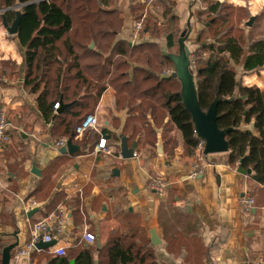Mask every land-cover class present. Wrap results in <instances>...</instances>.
Instances as JSON below:
<instances>
[{"label": "crops", "instance_id": "obj_1", "mask_svg": "<svg viewBox=\"0 0 264 264\" xmlns=\"http://www.w3.org/2000/svg\"><path fill=\"white\" fill-rule=\"evenodd\" d=\"M138 1L132 5L140 7ZM190 1L176 0L175 9L182 13L180 21L185 25L188 21L193 30L191 10H185V2ZM252 2L240 1L248 3L250 14L256 17L264 0L254 11ZM131 10H125V24L118 35L130 43L136 21ZM156 40L143 38L144 42ZM248 56L236 67L238 76L244 85L264 92V66L246 70ZM24 73L25 48L16 36L13 42L0 40V110L5 111L11 132V141L0 152V234L8 244L18 240V249L31 241L33 226L48 216L62 218L63 225L50 233L56 241L53 247L38 249L20 264H48L58 247H66L73 259L89 249L96 262L109 235L127 232L129 223L144 229L151 241L150 231L156 230L161 244L153 246L165 264H257L258 258L264 257V184L253 172L244 174L239 163L229 165L226 157L210 156L203 175L189 179L196 151L186 147L177 130L172 131L173 139L167 137L171 142L165 139V143L163 127L156 128L151 118L154 143L146 142L140 133L134 139L136 157L122 158L129 109L118 107L112 87L95 106L99 132L81 138L74 135L77 150L62 155L56 142L70 137L54 131V120L44 119L35 97L24 86ZM242 128L252 130L253 124ZM103 138L110 154L96 152ZM128 145L131 148L133 144ZM34 167L40 175L32 173ZM157 177L170 182L164 198L152 188L151 180ZM244 196L256 201L250 213L240 208L239 200ZM86 233L95 236L92 243L85 240Z\"/></svg>", "mask_w": 264, "mask_h": 264}, {"label": "trees", "instance_id": "obj_2", "mask_svg": "<svg viewBox=\"0 0 264 264\" xmlns=\"http://www.w3.org/2000/svg\"><path fill=\"white\" fill-rule=\"evenodd\" d=\"M168 1L156 0L153 6L164 23L169 20V27L176 16L173 14L175 5H169ZM204 1L209 2L208 11L216 15L213 20L205 21L197 33L196 44L200 47L195 55L200 58L199 65L195 63L192 70L197 79L199 104L207 112L216 100L220 101L218 126L222 130L233 129L227 136L228 164L239 163L242 169L253 172L257 181L264 184V92L257 86L244 85L236 68L246 57V48L234 35L244 33L237 28L239 24L234 11L239 9L248 14V10L226 2ZM252 1L254 11L261 0ZM100 2L101 5L98 0H0V10L19 4L23 6L16 38L25 48L24 86L35 97L38 110L47 122L55 121L54 131L73 138L76 127L94 113L103 93L112 87L118 107L123 105L129 109L123 131L128 143L132 145L140 133L145 135L146 142L154 143L152 138L156 131L149 121L151 118L156 128L163 127L164 141L171 142L167 135L177 130L186 147L195 149L201 139L196 136L191 114L184 106L181 82L173 76L175 64L164 53V49L168 54H175V48L179 51L175 33H160L161 25L156 21L153 23L147 16L141 39L149 37L159 42L141 40L135 45L118 39L123 20L116 8V0ZM139 6L143 5L139 2ZM12 10L4 13L8 24L17 18L16 11ZM250 17L248 15L246 20ZM0 21L3 22V16ZM223 24L226 29L220 30ZM210 33L213 42L201 43L202 37ZM92 43L94 49H91ZM199 51L207 53L208 57L201 56ZM263 66L264 49L249 53L244 66L246 70ZM167 70L174 73L165 75ZM56 103L61 106L58 110L54 109ZM166 118L168 122H165ZM252 124V130L242 128ZM128 225L127 232L118 234L115 231L109 235L107 245L98 250L96 262L165 264L157 257L146 231L137 224ZM4 239L0 234V264L4 248L10 245ZM169 242L171 240L166 241L168 245ZM96 262L92 251L87 249L74 259L66 254L51 258L48 264Z\"/></svg>", "mask_w": 264, "mask_h": 264}, {"label": "water", "instance_id": "obj_3", "mask_svg": "<svg viewBox=\"0 0 264 264\" xmlns=\"http://www.w3.org/2000/svg\"><path fill=\"white\" fill-rule=\"evenodd\" d=\"M100 5L101 2L98 0ZM13 8H8L9 11ZM17 18L12 25L8 24L5 15H3V25L12 36H17L19 31V25L21 20V11L16 12ZM256 17H251L247 23L248 27H252ZM191 29L189 31H183L181 37L178 41L179 44V54H168L167 49H164V53L169 56L175 64L174 78H177L181 82V96L183 99L184 106L187 111L191 114L195 133L197 137L205 142L204 153L207 155H219L227 154L229 152V142L227 136L232 132V128L222 130L218 126V104L219 100H216L208 109L204 112L199 104L197 88H196V75L192 70L191 66V50L186 44L188 38L190 37ZM91 49H94V43L91 45ZM136 149V143H133L130 148L127 139L122 138L121 144V156L124 159H131L135 157L134 151ZM77 150L76 145L73 144V139L70 138L67 145L59 149V153L65 155L67 153L73 154ZM159 151L162 152V146L159 144ZM32 173L40 175L38 169L35 167L32 169ZM245 174L251 173V171H244ZM152 244L157 246L161 244V240L158 238L156 230L150 231ZM56 241H51L49 243H44L40 241L36 247L38 249H48L53 247ZM19 246V241L12 243L4 248L2 252V264H10L12 252Z\"/></svg>", "mask_w": 264, "mask_h": 264}, {"label": "built area", "instance_id": "obj_4", "mask_svg": "<svg viewBox=\"0 0 264 264\" xmlns=\"http://www.w3.org/2000/svg\"><path fill=\"white\" fill-rule=\"evenodd\" d=\"M156 0H144L142 4L146 7L147 11L142 15V17L134 22L133 25V33L131 36L132 44H137L141 40V31L143 30V22L146 20L148 16V12L151 10L152 5ZM153 9L154 6H153ZM157 14L156 10L154 11ZM174 71H168L166 75L173 74ZM60 107V104L56 103L54 105V109L57 110ZM100 130V122L95 114L88 115L75 129V135L77 138L84 137L87 134L94 135ZM10 124L8 122L6 113L4 110H0V152L3 151L4 145L8 144L11 141L10 134ZM197 136V135H196ZM68 139H60L56 142L57 149H60L67 145ZM205 150V142L203 140L200 141L198 146L196 147V153L199 152V160L195 161L191 166V170L188 174V178L191 180H196L198 177L202 176L204 173V165L209 162L210 155L204 153ZM96 152H104L105 154H110L111 149L109 148V144L107 139L103 138L100 140ZM136 157V154L134 152ZM202 163H204L202 165ZM152 188L155 193L160 197L164 198L167 194V191L170 187V182L162 177H157L151 180ZM256 201L253 197L244 196L240 198L239 205L241 210L244 213H250L255 207ZM32 205H35L33 202ZM56 223H59V227H56ZM63 225V219L58 218L57 216L51 215L48 216L43 221L38 222L33 226L32 230V239L31 241L24 245L21 248L16 249L10 260V264H20L22 261L30 259L32 254L35 251H38L36 245L42 241L44 243H49L53 241V236L50 234L52 229L59 230ZM84 238L89 243H92L95 240V236L90 233L84 234ZM264 242V237H263ZM54 255L58 257H64L67 254L66 247H58L53 249ZM257 264H264V257H259Z\"/></svg>", "mask_w": 264, "mask_h": 264}, {"label": "rangeland", "instance_id": "obj_5", "mask_svg": "<svg viewBox=\"0 0 264 264\" xmlns=\"http://www.w3.org/2000/svg\"><path fill=\"white\" fill-rule=\"evenodd\" d=\"M191 1H190V3L185 2L186 3L185 10H188V11L191 10L190 11V16H191L192 20L195 23V26L191 27L193 30H191L190 37L187 40V45L190 48L191 53H192V55L190 57V60H191V66L193 68V67L196 66L195 63L197 64V66L199 65L198 60L200 58V57L198 58L195 55L198 52L199 47H200V44H196L197 33L200 31V29L203 28L204 22L207 21V20L212 19L216 14L210 13L208 11L207 8L209 7L208 6L209 2H206L204 0H200V2H197L198 0H191ZM213 1L215 3H217L216 0H213ZM224 1L228 5H232L235 8H242V9L248 10V14L245 13L243 10H239V9L237 11H234V17L236 18L235 20L239 24V26H237V28H238V30L241 29V30L244 31L243 34L234 33V35L239 37L240 40L243 42V45L246 48V55H248L249 53H252V51L253 52L254 51L255 52L256 51H262L264 49V44H263L264 43V12H262L263 11L262 8H264V2L262 4V6H261V11L259 13H257L256 15H254V16H256V19H255L252 27H248L247 23H248L249 20L247 21L246 18L248 17V15H251V17L253 16L252 13L250 14L249 9L247 8V7H249V4L248 3L246 4V3H240V2H233L231 0H224ZM136 2H137V0H116V8L119 10V7H120V10H121V11L119 10L120 17H121V18L120 17L119 18L123 20V27H124V24H125L124 21L126 19V16L124 15V12L129 7H131V9H132L131 11L133 12V14L138 16V17H141L144 13H146L147 9H146V7L144 5L142 7H135V6L132 5L133 3H136ZM138 2H140V0ZM168 3H169V5H175V7H176V4H177L176 0H169ZM219 3H221V2H219ZM22 7L23 6L19 4V5L15 6L12 11H16V12L17 11H21ZM154 11H155V9H153V5H152L151 10L148 12V17H150L153 20V23L156 21V22L159 23V25H161V26H159V28H160L159 32L160 33L165 34V33H168V32H173V33H175L176 42H178V40H179V38L181 36V33L183 31H189L188 21H187L186 25L184 24V22H181L180 20H181V17H182V13L177 11L175 8H173V14L176 16V19L174 20V22H170L169 23V27H168L169 20L166 19L165 23H164L163 22V18L159 17L160 16L159 13L155 14ZM5 12H6V8L0 10V18H1V16L5 15L4 14ZM231 12L233 13V11H231ZM259 14H261V16H259ZM191 18H190V20H191ZM183 19H184V17H183ZM167 20H168V22H167ZM189 24L191 26V23H189ZM195 27H197V28H195ZM224 27L226 29V25H224V26L220 25L219 29L221 30V28H224ZM210 36H212L211 33L208 34L207 36L204 35L202 37V39H201V43H205V42L206 43H212L213 40L211 39ZM14 37L15 36H12V35H10L8 33L6 28L3 26V22L0 21V40H7L8 42H13ZM259 42H263V43L260 44ZM254 43H259L260 45L255 44L254 46H252V44H254ZM105 51H107V50H105ZM173 53L179 54L178 48H175L173 50ZM193 53H194V55H193ZM200 53L201 52L199 51L198 54H200ZM206 54L203 53L201 56L208 57V54H207V56H206ZM192 62H193V64H192ZM196 81H197V79H196ZM160 128H162V127H160ZM168 134L169 135H167V137H172V139H173L172 131L169 132ZM193 150L195 152L196 148L193 149ZM190 151H192V150H190ZM194 152L192 151L191 153L193 154ZM194 154H195L194 158L196 159V161L199 160L200 153L197 152V155H196V153H194ZM186 155L188 156V158H190L188 149H187V154ZM210 156L226 157V159H227V154L210 155ZM196 248H198V246ZM204 252H205V249H204Z\"/></svg>", "mask_w": 264, "mask_h": 264}, {"label": "flooded vegetation", "instance_id": "obj_6", "mask_svg": "<svg viewBox=\"0 0 264 264\" xmlns=\"http://www.w3.org/2000/svg\"><path fill=\"white\" fill-rule=\"evenodd\" d=\"M13 24V23H12ZM12 24H10V25H12Z\"/></svg>", "mask_w": 264, "mask_h": 264}]
</instances>
